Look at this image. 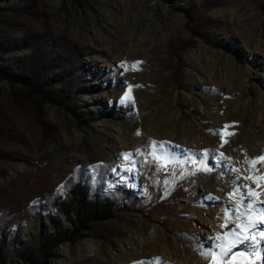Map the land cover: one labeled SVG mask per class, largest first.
<instances>
[{
  "label": "rangeland",
  "instance_id": "374dc122",
  "mask_svg": "<svg viewBox=\"0 0 264 264\" xmlns=\"http://www.w3.org/2000/svg\"><path fill=\"white\" fill-rule=\"evenodd\" d=\"M41 1L55 30L91 52L83 84L92 90L79 97L82 121L97 120L80 128L47 106L46 122L60 135L45 143L29 133V156L0 181V215L31 211L27 238L40 227L42 200L66 194L78 171L100 172L106 191L123 186L140 201L114 220L125 237L64 244L52 264H214L232 241L234 217L247 211L242 204L253 202L240 201L237 185L259 193L257 211L264 208V183L246 179L264 176V161L248 163L264 156V0H226L207 12L224 24L216 45L195 39L179 57L172 47L189 38L184 11L205 0ZM126 93L133 103H121ZM226 125L235 135L224 143ZM262 251L259 239L233 249L253 264H264ZM224 259L232 264L231 254Z\"/></svg>",
  "mask_w": 264,
  "mask_h": 264
},
{
  "label": "trees",
  "instance_id": "16d2710c",
  "mask_svg": "<svg viewBox=\"0 0 264 264\" xmlns=\"http://www.w3.org/2000/svg\"><path fill=\"white\" fill-rule=\"evenodd\" d=\"M8 1L10 5L0 7V84L7 83L10 90L5 95L0 87V181L29 156V133L39 134L45 143L57 140L60 128L47 124V106L61 107L80 128L97 120L82 121L85 112L79 97L81 91L92 90L83 84L90 50L55 30L41 0ZM225 4L226 0H205L199 9L189 5L184 11L189 38L172 47V56L193 47L195 39L216 45L215 32L223 31L224 24L207 12ZM261 8L264 11V4ZM179 71H174L176 81ZM102 174L78 171L66 194L42 200L37 207L40 227L27 238L21 234L31 222V211L23 216L13 207L0 215V264H52L64 244L85 239L109 244L124 238L114 220L140 201L123 186L106 191Z\"/></svg>",
  "mask_w": 264,
  "mask_h": 264
},
{
  "label": "snow or ice",
  "instance_id": "6c2138e0",
  "mask_svg": "<svg viewBox=\"0 0 264 264\" xmlns=\"http://www.w3.org/2000/svg\"><path fill=\"white\" fill-rule=\"evenodd\" d=\"M123 67V65H121ZM128 69L125 68V71ZM133 70L135 69V66H133ZM130 92V89H129ZM132 97L126 93L125 97L121 100L122 104H130L133 103ZM232 127L231 125H226L224 129L221 130L220 136L224 143L227 142L224 137L235 135L234 132H229L228 128ZM157 142L153 141V147L154 152L153 156L154 159L156 158V152H155V145ZM125 158H129L131 156L130 153L124 154ZM221 157L223 158V154H221ZM257 161H264V156L257 157L253 160H249L248 163L250 166L254 165ZM236 171L235 169H233ZM246 179H251L253 183L256 184L257 188L260 187L261 183H264V176L257 177L253 175L252 177H246ZM237 191L240 192V201H244L245 199L253 201L252 203H247L245 206L247 211L243 214H237L234 219L238 221L235 224V227L232 231L228 233L230 237H232V241L227 245V247H221L220 251V258L215 259L214 258V264H228V261H226L224 258L231 254L232 256V264H253V262L248 259L244 252L235 253L233 252V249L236 248L238 245H244L249 242L251 239L252 241H257L259 239L260 242L264 243V229L260 228V225L264 223V208H260L259 211H257L258 204L255 202L256 198L258 197L259 193L254 192L251 187H248L245 185L243 189L240 188L239 185H237ZM232 195H235V193H232ZM227 215V213H226ZM221 227H227V224L222 225ZM248 232L253 233L251 237L248 235ZM258 233V236L256 235ZM251 247V245H249ZM253 254H255V249H252ZM262 256H264V251L261 253Z\"/></svg>",
  "mask_w": 264,
  "mask_h": 264
}]
</instances>
